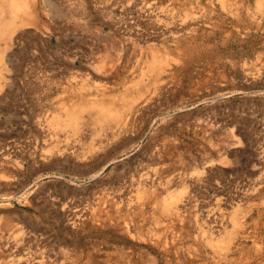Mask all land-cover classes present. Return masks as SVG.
Segmentation results:
<instances>
[{"label":"rangeland","instance_id":"obj_1","mask_svg":"<svg viewBox=\"0 0 264 264\" xmlns=\"http://www.w3.org/2000/svg\"><path fill=\"white\" fill-rule=\"evenodd\" d=\"M0 21V264H264V0Z\"/></svg>","mask_w":264,"mask_h":264},{"label":"bare ground","instance_id":"obj_2","mask_svg":"<svg viewBox=\"0 0 264 264\" xmlns=\"http://www.w3.org/2000/svg\"><path fill=\"white\" fill-rule=\"evenodd\" d=\"M11 25H12L11 21H0V36L5 35L8 32ZM97 110L100 114L102 115L105 114V111L103 108H98Z\"/></svg>","mask_w":264,"mask_h":264}]
</instances>
